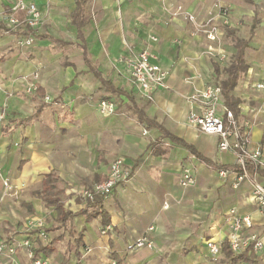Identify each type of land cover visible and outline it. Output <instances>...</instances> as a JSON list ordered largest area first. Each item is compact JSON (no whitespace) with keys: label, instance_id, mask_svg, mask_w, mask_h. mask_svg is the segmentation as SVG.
I'll return each mask as SVG.
<instances>
[{"label":"crops","instance_id":"0c3cea01","mask_svg":"<svg viewBox=\"0 0 264 264\" xmlns=\"http://www.w3.org/2000/svg\"><path fill=\"white\" fill-rule=\"evenodd\" d=\"M225 3L244 15V6ZM3 4L0 0L1 8L11 6ZM62 4L65 6L58 9L69 7L67 15L54 11L50 18L54 46H49V36L42 30L36 33L38 27L33 31V44L27 47L16 45L17 36L24 31L5 33L0 28V109L5 108L0 120V239L7 248L16 247L14 264H32L24 240L49 264H264V208L250 197L254 183L264 187V177L249 172L233 187L237 173L230 171L223 179L217 166L235 164L234 154L219 151L216 135L187 122L188 113L197 106L185 99L186 94L215 83L208 82L214 58L207 53L213 46L204 33L195 32L207 16L205 0H88L82 12L83 40L70 20L74 0ZM251 5L252 16L248 11L245 14L251 18L244 52L248 65L247 50L253 47L250 38L264 27L261 20L259 27L251 29ZM178 6L183 9L177 13ZM83 42L89 63L83 58ZM126 46L148 49L166 70L168 87L156 89L151 98L144 97L130 81ZM36 71L38 77L34 78ZM260 80L264 76L255 81ZM30 82L38 89L27 94L25 87ZM243 82L239 79L231 92L240 99L238 106L246 97ZM101 99L115 103L113 114L99 112ZM132 103L214 165L163 136L158 126L139 122ZM238 113L241 122L252 114L241 106ZM250 127L251 145H264V116ZM118 156L124 158L130 176L103 198L112 230L101 234V218L90 216L93 208L74 190L103 180L109 163ZM184 167L195 175L192 186L179 184ZM45 176L55 179V186L62 190L61 203L65 210L76 213L74 217L57 222L55 208L44 206L37 192L43 190ZM230 208L252 217L253 225L244 235L262 238L263 247L257 254L252 248L240 254L228 248L225 214ZM43 215L45 236L40 235V228H27L30 220ZM146 234L153 240V248L134 247ZM207 239L222 242L218 255L208 253ZM85 246L90 251L82 255ZM0 264L10 262L2 256Z\"/></svg>","mask_w":264,"mask_h":264},{"label":"built area","instance_id":"2783aa9c","mask_svg":"<svg viewBox=\"0 0 264 264\" xmlns=\"http://www.w3.org/2000/svg\"><path fill=\"white\" fill-rule=\"evenodd\" d=\"M23 13L20 17L19 13ZM41 12L37 5L32 2L11 5L7 9L0 7V22L3 24L5 33L11 30H21L25 34H20L16 39V45L19 47H27L33 44V31L39 24ZM209 39H214L215 36L212 30H204ZM154 39V38H152ZM125 61L128 68L130 81L138 91L147 98L152 97V93L159 88H167L166 77L167 72L157 62V58L148 50H134L130 46H126ZM33 77H38V72L33 73ZM252 88L261 94L262 102L264 103V80L255 81ZM37 90L35 82H30L25 87V92L31 94ZM49 99L48 96L45 97ZM185 99L197 108L191 110L187 115V122L190 125L196 126L201 132L214 134L218 137L217 147L221 152H232L235 156V163L242 168V173H237L235 181L232 182L233 187H236L239 181L247 176V165H252L254 168H264V145H251L250 139V122L242 121L238 124L234 113L227 109L223 104L222 86L219 83H210L201 89H195L189 94H186ZM98 110L103 115H110L115 112V103L110 99H101L98 103ZM223 111V115L219 114ZM5 117V108L0 109V120ZM143 133H146L144 130ZM229 170H221L220 176L225 179L229 175ZM130 176V170L125 166L124 158L118 156L114 158L108 165V170L105 178L99 182L92 184L89 187H82L74 190V193L83 199L89 201L94 196L99 195L103 198L108 197L121 182L127 180ZM195 175L193 171L184 167L181 170L179 184L182 187H189L195 184ZM250 197L264 208V187L259 184H253ZM228 225V233L226 242L228 248L233 254H240L252 248L257 254L263 247V240L256 234L244 235L246 228H251L253 219L250 215H242L235 208H230L225 214ZM30 220L27 228L31 229L33 225L39 229V233L45 236L43 230V221L39 218L33 222ZM153 227H149L151 231ZM112 230L110 223L103 226L100 230L101 234H107ZM27 249L29 259H32V264H49L48 260L36 256L34 250L28 240L22 242ZM153 248V240L146 234L143 235L135 243L134 247ZM205 246L208 253L218 255L222 250V242L213 239H207ZM16 251L15 246L6 247L5 241L0 239V260L2 256L8 258L10 264H14L13 254ZM90 248L85 246L82 250V255L88 253ZM81 264V263H79ZM245 264V263H235Z\"/></svg>","mask_w":264,"mask_h":264},{"label":"rangeland","instance_id":"374dc122","mask_svg":"<svg viewBox=\"0 0 264 264\" xmlns=\"http://www.w3.org/2000/svg\"><path fill=\"white\" fill-rule=\"evenodd\" d=\"M65 1L66 0H4L3 5H15L19 2L35 3L40 12H42L39 24L36 26V28L38 27L36 33L42 30L45 35L49 36L52 44L49 46H54V44H56V40L53 39V36L49 35V32H51V28H53V21L50 18L54 11L57 12V15H59L60 13V15H62L63 12H66L65 15H67L69 7H63V10L58 9L62 6H65V4H62ZM227 1L236 2L238 3V5L244 6V10H242L244 12V15H241L239 10L235 11L227 6L225 3ZM255 2L259 11L257 15L259 22L261 20L264 21V0H255ZM205 3L208 8L207 16L201 21V23H199V25H196L197 28L195 27V32L204 33L205 40L213 46L212 51H210V53H207V55L214 58L213 60H211L212 69L210 71L211 75L208 82L221 84V81L227 76L226 68L229 66L235 52L234 37L237 36L245 39L249 37L251 18L246 17L245 14L246 11H248L251 13L250 16H252V5L245 2L244 0H205ZM181 9L183 8L181 6H178L175 8V12L178 13L181 11ZM233 24H235L236 27H233ZM2 26L3 25H1L0 28H3ZM257 27H259V23L257 24ZM55 28L59 31L61 30L58 29L56 25ZM203 30H212L215 38L209 39L207 37V34L203 32ZM52 32L56 35L55 30H53ZM250 41L253 42V47L251 46L250 50H247L246 56L247 61L250 64L249 66H252V68H250L248 71L249 76H246L245 74L240 78L241 81L245 82H243L245 85L242 89L246 94V97L241 100L242 102L240 106L248 112L252 113L251 115H247V120L251 124H257L259 119L264 116V103L262 102L260 92L254 90L252 88V84L260 76H264V27L262 29H257V31H255V35L253 34V36L250 38ZM240 106H238V108ZM238 116H240L239 113L237 116H235V119L239 124L241 123L242 119H238ZM44 214H47L49 216L50 212L46 211V213ZM43 216L44 217L41 219L44 225L46 223V216ZM39 218L40 217H38L33 222L37 221ZM32 228L34 229L35 225H33ZM36 232L38 233V231Z\"/></svg>","mask_w":264,"mask_h":264},{"label":"trees","instance_id":"16d2710c","mask_svg":"<svg viewBox=\"0 0 264 264\" xmlns=\"http://www.w3.org/2000/svg\"><path fill=\"white\" fill-rule=\"evenodd\" d=\"M87 1L88 0H74L75 8L70 13L71 23L74 24L76 28L78 29V38H81L82 40L83 38H82V33L80 29L85 23V21L82 18V12H83V7ZM246 1L254 5V17L252 19V26H251V29L253 30V28L256 27L257 24L259 23V19L257 18L258 9L253 0H246ZM19 16L22 17L23 13L20 12ZM234 39H235V42H234L235 52L233 54V57L230 61L229 66L226 68L227 76L221 81V84L220 83L219 84L222 86L224 106L227 109L232 110L235 116H237L239 112L238 105L240 104V99L233 96L231 92L233 91L234 87L237 85L238 80L247 72L249 68V65L246 63L244 59L245 48L248 47L249 40L239 38L237 36L234 37ZM81 47L83 49L84 61L86 63H89V60L86 55L85 42L82 43ZM94 74L101 79L102 84L104 85L107 84V82L103 78L100 77V74L98 72H94ZM37 89H38V86H37ZM112 90L118 93H125V91L122 89L112 88ZM131 110L136 115L139 122L145 123L148 127L158 126V128L162 131L163 136H167L171 140H174L182 144L190 151L192 155L196 156L197 158L204 161L205 163L209 165H214L212 161H210L208 158L198 153L193 147V145L185 143L184 141L175 137L171 133L166 132L160 125L149 120L144 114V112L142 111V109L137 107L134 103H132ZM217 167H218V170H229V171H235L237 173H242V168L236 163L230 166L222 165V166H217ZM246 171L248 173L255 171L264 177V168H254V166L252 165H247ZM54 182H55L54 178H52L51 176H45L43 179L44 188L43 190L38 191L37 194H39L42 197V200L44 201V206H47V207L53 206L55 208L57 212V216L55 220L57 222H63L67 220L68 218L70 219L74 217L76 213H73L71 211L68 212L67 210L64 209L61 203L62 190L58 189L55 186ZM79 199L83 200L82 198H79ZM102 200H103L102 196L96 195L94 196L92 200L85 201V203L88 207L93 208L90 211V216L91 217L99 216L101 218V224L104 226L108 222V215L103 209ZM80 243H81V239L77 238V245H80Z\"/></svg>","mask_w":264,"mask_h":264}]
</instances>
